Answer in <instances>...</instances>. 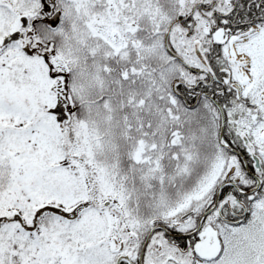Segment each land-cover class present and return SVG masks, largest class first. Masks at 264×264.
I'll use <instances>...</instances> for the list:
<instances>
[{"label": "snow or ice", "instance_id": "snow-or-ice-1", "mask_svg": "<svg viewBox=\"0 0 264 264\" xmlns=\"http://www.w3.org/2000/svg\"><path fill=\"white\" fill-rule=\"evenodd\" d=\"M0 264H264V0H0Z\"/></svg>", "mask_w": 264, "mask_h": 264}]
</instances>
